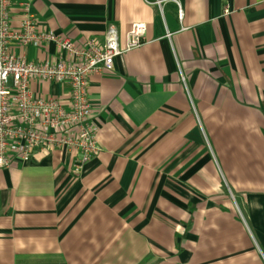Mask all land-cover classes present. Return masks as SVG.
Wrapping results in <instances>:
<instances>
[{"label": "crops", "instance_id": "obj_1", "mask_svg": "<svg viewBox=\"0 0 264 264\" xmlns=\"http://www.w3.org/2000/svg\"><path fill=\"white\" fill-rule=\"evenodd\" d=\"M155 1L13 0L14 26L28 4L76 44L147 29L89 80L101 150L80 172L61 150L0 169V264H264V0Z\"/></svg>", "mask_w": 264, "mask_h": 264}, {"label": "built area", "instance_id": "obj_2", "mask_svg": "<svg viewBox=\"0 0 264 264\" xmlns=\"http://www.w3.org/2000/svg\"><path fill=\"white\" fill-rule=\"evenodd\" d=\"M163 1L156 0L160 6ZM19 22L13 25V0H0V169L12 162L28 164L38 150H61L76 155V171L100 152L99 127L88 99L92 76L114 71V59L145 42L146 25L135 23L119 45L115 27L103 43L89 39L76 44L63 36L37 31L28 4H19ZM178 8V18H182ZM54 43L61 53L41 62H28L15 49L40 48ZM32 82L66 86V101L43 97Z\"/></svg>", "mask_w": 264, "mask_h": 264}]
</instances>
